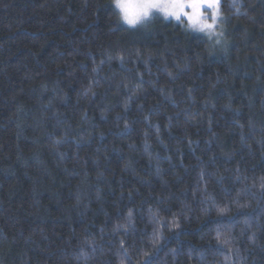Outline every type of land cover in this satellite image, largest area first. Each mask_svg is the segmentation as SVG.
Here are the masks:
<instances>
[{"label":"trees","instance_id":"1","mask_svg":"<svg viewBox=\"0 0 264 264\" xmlns=\"http://www.w3.org/2000/svg\"><path fill=\"white\" fill-rule=\"evenodd\" d=\"M112 1L0 0V264H264V0Z\"/></svg>","mask_w":264,"mask_h":264},{"label":"rangeland","instance_id":"2","mask_svg":"<svg viewBox=\"0 0 264 264\" xmlns=\"http://www.w3.org/2000/svg\"><path fill=\"white\" fill-rule=\"evenodd\" d=\"M113 6L119 13L121 23L128 27H146L153 20L157 18H163L166 20H171L175 23H180L184 25L190 31L202 35L205 39H208L214 48H222L221 40L223 38L224 29V19L220 10L219 0V15L216 22L213 24L212 15L215 9H193L191 7L186 10H182L179 6H174L173 0H160V7L158 9H153L149 18L144 20L142 23L136 26H131L125 22L123 19V14L120 8L117 7V0H113ZM123 2L129 7L130 10L135 11L140 0H123ZM187 2V0H186ZM177 15L180 19H177ZM207 17V19H203ZM213 24L212 28L206 27V25Z\"/></svg>","mask_w":264,"mask_h":264},{"label":"snow or ice","instance_id":"3","mask_svg":"<svg viewBox=\"0 0 264 264\" xmlns=\"http://www.w3.org/2000/svg\"><path fill=\"white\" fill-rule=\"evenodd\" d=\"M173 4L182 10L189 7L203 10L215 9L212 15L213 24L219 15V0H187V2L186 0H173ZM117 7L120 8L125 22L131 26H136L149 18L153 9L160 7V0H140L135 11L130 10L123 0H117ZM177 19H180L179 15H177ZM203 19H207V17H203ZM213 24L206 25V27L212 28Z\"/></svg>","mask_w":264,"mask_h":264}]
</instances>
